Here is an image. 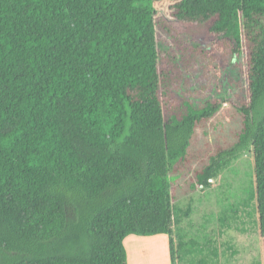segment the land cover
Segmentation results:
<instances>
[{
  "label": "trees",
  "instance_id": "1",
  "mask_svg": "<svg viewBox=\"0 0 264 264\" xmlns=\"http://www.w3.org/2000/svg\"><path fill=\"white\" fill-rule=\"evenodd\" d=\"M173 17L154 0H0V264H128L131 235H167L179 261L170 174L228 103L186 91L199 56L237 70L243 127L195 186L252 151L264 239V0H180Z\"/></svg>",
  "mask_w": 264,
  "mask_h": 264
},
{
  "label": "rangeland",
  "instance_id": "2",
  "mask_svg": "<svg viewBox=\"0 0 264 264\" xmlns=\"http://www.w3.org/2000/svg\"><path fill=\"white\" fill-rule=\"evenodd\" d=\"M179 1L154 0L157 16L174 22L173 7ZM157 39L161 52L173 49L170 37L158 31ZM181 39L193 48L205 49L209 45L205 32L198 28L184 27ZM194 67L186 75V91L195 104L213 97L228 103L206 125L197 128L186 162L170 174L174 203L181 210L174 228L179 259L176 264H264V239L259 232L257 204L251 199L255 190L252 151L224 169L211 181V188L195 186L196 171L209 166L219 149H230L239 142L243 116L229 102L234 97L229 78L236 80L237 70L222 73L217 62L201 56ZM136 237L141 236L131 235L124 244L131 264H165L166 257L167 264H172L167 235L152 236L135 251Z\"/></svg>",
  "mask_w": 264,
  "mask_h": 264
},
{
  "label": "crops",
  "instance_id": "3",
  "mask_svg": "<svg viewBox=\"0 0 264 264\" xmlns=\"http://www.w3.org/2000/svg\"><path fill=\"white\" fill-rule=\"evenodd\" d=\"M129 237V236H128ZM127 237V238H128ZM125 239V241H124V244L126 245L127 244V240L128 239ZM142 238V239H141ZM149 238H151V237H148V238H146V237H136L135 239H134V248H135V251H136V249H140L141 247L143 248V246H142V244L143 243H145V240H147V239H149ZM168 240H169V238H168ZM148 250V249H147ZM149 250H151V249H149ZM149 253L150 254H152L153 255V253H152V251H149ZM129 255V264H131V255L130 254H128ZM163 264V263H162ZM165 264H167V257H166V263Z\"/></svg>",
  "mask_w": 264,
  "mask_h": 264
}]
</instances>
